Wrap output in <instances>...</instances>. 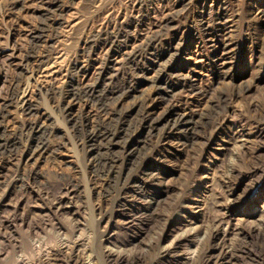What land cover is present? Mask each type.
<instances>
[{
  "label": "rangeland",
  "instance_id": "1",
  "mask_svg": "<svg viewBox=\"0 0 264 264\" xmlns=\"http://www.w3.org/2000/svg\"><path fill=\"white\" fill-rule=\"evenodd\" d=\"M119 29L120 49L91 42ZM154 36L143 76L130 79L124 53ZM178 42L162 100L149 65ZM103 67L122 69L114 84L135 86L119 107L185 112L196 131L143 133L133 164L114 178L98 173L63 108L71 85L108 81ZM113 108L83 100L71 115L88 130ZM263 113L264 0H0V135L15 140L0 153V264H213L226 249L235 264H264ZM34 123L47 129L37 152Z\"/></svg>",
  "mask_w": 264,
  "mask_h": 264
},
{
  "label": "bare ground",
  "instance_id": "2",
  "mask_svg": "<svg viewBox=\"0 0 264 264\" xmlns=\"http://www.w3.org/2000/svg\"><path fill=\"white\" fill-rule=\"evenodd\" d=\"M180 1L185 3L188 0ZM51 16L53 15H49V19H52ZM53 20L55 19L53 18L51 23L50 20L47 21L46 26L48 25L50 28L53 27ZM194 36H197V34L195 33ZM123 37H126L125 32L119 29L118 31L112 33L100 34L91 42H103L109 47V50L112 51L118 48L120 49ZM209 37L210 41H219L215 38L212 39V36ZM157 39V36H154L147 39V41L144 42L138 49L124 53L127 65L123 68V71L129 73L131 76L130 79L143 76L145 68L140 65L139 59L146 54H151L150 51L153 47H155ZM183 44L184 42H178L177 45L168 49L167 52L169 53H156L149 65L157 70L155 75L151 77L150 81L154 85L155 91H157L158 96L162 100L166 98L167 89L169 88L167 76L170 73L168 74V70L170 69L172 62L183 50ZM223 45L224 47H227V44L224 43ZM44 58L45 56L39 59V65H42V63L45 62ZM114 69L115 73L112 71L113 68L107 70L106 67H103V70H100V75L103 76V80H108L104 83V85L96 84L84 88L71 85L66 95L67 102L63 108V113L70 118L69 120L73 124V128L80 134L83 139V144L88 148L89 153H91L90 155L94 162L95 170L98 173L106 175L107 179L118 176L117 174L122 169L121 166L127 162L133 164V162L139 158L141 152L143 151L142 149L146 146V137L143 140L140 138L143 133H146L148 136L155 130L162 131L169 129L191 137L192 133L196 131L198 124L197 119H195L193 115H189L185 112H174L171 109H167L164 114H161L158 117L150 114L147 115V110L143 105L144 102L136 101L130 110H128V108L123 109L119 107L118 103L124 99L123 97L131 94L135 89V86L133 85V82L114 84L115 77H118V74L122 71V69L117 67ZM26 93V88L21 91L20 102L22 109L24 107V110L29 113L32 111V107L28 105L27 100L25 99ZM83 100H86L91 105L96 106L101 112H105L109 109V107L114 106L111 116L105 120H98L99 122L96 126L87 130L81 122H77L76 118L71 115V106L75 102H81ZM255 130L258 137H260V140L264 141V113L259 116V121L256 123ZM135 133H137L136 136L138 133L140 134L138 137L135 136L133 138ZM1 135L0 153H5L14 146L15 140L12 138L8 139V137H1ZM27 136L31 142V149L33 152H37L45 148L47 129L43 125L38 123L31 124L28 128ZM237 202V196L233 195L230 200V206L234 207ZM231 210H234V208H231ZM128 218H130V216H128ZM132 220L135 221V219L132 218L128 220V223L132 222ZM177 246L178 242H175L172 247L166 248L163 256L172 257ZM234 256L235 252H233L232 249H226L225 251L220 252V254H212L208 263L235 264L233 261L235 259ZM253 259L255 258H252V260Z\"/></svg>",
  "mask_w": 264,
  "mask_h": 264
}]
</instances>
